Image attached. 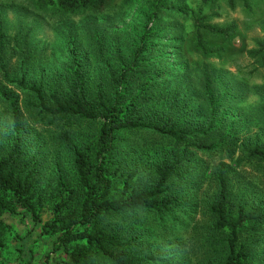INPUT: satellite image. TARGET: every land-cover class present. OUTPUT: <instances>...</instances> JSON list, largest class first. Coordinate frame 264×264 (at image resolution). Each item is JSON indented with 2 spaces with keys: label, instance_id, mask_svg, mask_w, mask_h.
I'll return each instance as SVG.
<instances>
[{
  "label": "trees",
  "instance_id": "trees-1",
  "mask_svg": "<svg viewBox=\"0 0 264 264\" xmlns=\"http://www.w3.org/2000/svg\"><path fill=\"white\" fill-rule=\"evenodd\" d=\"M111 1L37 0V4L98 15ZM228 1L246 4L248 0ZM148 4L154 21L163 10L185 15L187 11L166 0ZM203 11L199 8V14ZM21 31L13 38L11 54L0 20V226L5 212L23 208L35 222H44V232L56 235L53 251L71 248L66 264H103L104 260L109 264H195L178 235L147 232L131 215L151 212L162 225L167 217L174 219V211L185 201L182 192H175L177 180H183L186 166L202 165L196 150L221 152L219 163L201 168L205 172L200 181L216 184L213 197L200 200L193 192L194 205L210 217L199 264L258 263L254 249L264 241L249 237L264 229V193L260 202L250 205L243 193L234 192L231 171L242 159L264 164V140L241 142V131L224 104L232 89L223 92L208 65L200 69L202 116L194 118L184 116L183 105L155 102V85L168 74L161 67L152 73L145 66L148 41L156 35L153 28L140 38L131 63L115 53L120 69L112 67L106 58L107 45L99 38L92 39L93 47L69 38L65 56L46 67L37 65L36 77L31 73L32 29ZM234 31L208 23L206 16H195L191 48L203 58L222 59L226 48L211 45L206 35L227 39ZM257 44L249 53L264 60V39ZM93 69L95 82L90 81ZM255 93L261 100L257 116L264 135V85ZM133 130H149L162 139L160 147L167 146L154 153L153 178L142 188L132 182L137 170L128 172L119 156V133ZM209 168L210 175L205 174ZM200 181L190 180L192 185ZM45 210L52 214L46 221Z\"/></svg>",
  "mask_w": 264,
  "mask_h": 264
},
{
  "label": "rangeland",
  "instance_id": "rangeland-1",
  "mask_svg": "<svg viewBox=\"0 0 264 264\" xmlns=\"http://www.w3.org/2000/svg\"><path fill=\"white\" fill-rule=\"evenodd\" d=\"M148 2L150 0H112L105 12L95 15L87 10L68 13L56 5L42 8L37 0H0V20L8 34L10 46L7 50L11 54L14 36L20 30L24 33L26 29H32L30 44L35 55L31 68L33 77L37 76L35 72L39 69L34 70L37 65L46 67L65 56V43L69 38L77 39L83 47H93L92 39L99 38L107 45L106 58L112 67L120 69L115 53L131 63L140 38L146 32L150 34L149 28H153L156 35L148 38L149 50L144 65L152 73L153 68L161 67L168 74L158 79L155 85V102L167 106L183 105L186 107L184 116L198 118L196 114L200 115L199 109L204 104L199 93L200 69L206 64L217 75L223 92L232 89L233 94H226L224 104L232 114L230 119L241 131V142L250 138L263 141L262 124L257 116L261 100L255 91L264 85V60L249 52L264 39V0H248L246 4L228 0H166L168 5L187 10L186 15L183 11L163 10L156 21L150 18ZM201 7L204 11L199 14ZM198 15L206 16L207 22L212 25L234 28L235 31L227 39L206 35L211 45L226 48L222 59H206L192 50L191 33L194 17ZM16 63L17 59H13V64ZM90 76V81L95 82L96 70L93 69ZM137 87L138 84L135 85ZM229 108H234V111ZM119 134L122 147L120 159L128 172L131 168L137 170L132 182L142 188L153 178L151 161L154 153L167 146L160 147L162 139L149 130L123 131ZM195 156L197 161H201V168L205 169L207 165L211 167L219 163L222 153L212 155L211 152L196 150ZM223 161L233 164L227 157H223ZM195 165L198 163L195 162ZM234 167L236 171H231L234 192L239 195L243 193L250 205L260 202L264 193V164L242 159ZM201 168L186 166L183 180H177L175 192H182L185 201L174 211V219L167 217L162 225L154 220L151 212L131 215L132 219H137L139 224L147 228V232L178 235L186 243L183 249L192 253L195 264L200 261L203 251L201 244L210 217L194 205L193 192H197L200 200L206 201L216 191L213 180L200 181L205 172ZM210 170L205 174L210 175ZM191 179L200 181V184L192 185ZM42 216L44 221L50 219L51 211L45 210ZM1 219L4 225L0 226V239L4 245L0 247V264H66L69 261L71 248L53 251L56 235L44 232V222H35L23 208L18 207L17 213L5 212ZM249 238L264 241V229L261 228L257 235ZM153 247L156 248L155 245ZM254 253L258 258L257 264L264 263V259L260 258L264 256V242L254 249ZM95 262L98 260L95 259ZM103 264L109 262L104 260Z\"/></svg>",
  "mask_w": 264,
  "mask_h": 264
}]
</instances>
